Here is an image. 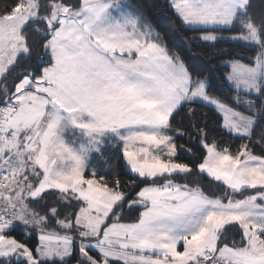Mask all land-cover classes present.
<instances>
[{
  "label": "snow or ice",
  "instance_id": "1",
  "mask_svg": "<svg viewBox=\"0 0 264 264\" xmlns=\"http://www.w3.org/2000/svg\"><path fill=\"white\" fill-rule=\"evenodd\" d=\"M0 264H264V0H0Z\"/></svg>",
  "mask_w": 264,
  "mask_h": 264
},
{
  "label": "trees",
  "instance_id": "2",
  "mask_svg": "<svg viewBox=\"0 0 264 264\" xmlns=\"http://www.w3.org/2000/svg\"><path fill=\"white\" fill-rule=\"evenodd\" d=\"M237 143H238V142H237ZM234 147H235V146H234ZM204 182H205V183H207V181H206V180H205Z\"/></svg>",
  "mask_w": 264,
  "mask_h": 264
}]
</instances>
